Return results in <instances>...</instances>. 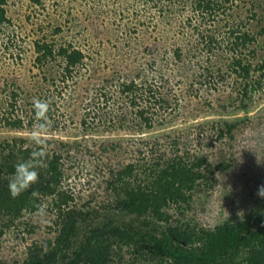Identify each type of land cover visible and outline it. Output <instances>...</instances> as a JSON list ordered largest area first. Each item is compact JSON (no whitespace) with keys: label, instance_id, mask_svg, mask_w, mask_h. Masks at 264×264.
<instances>
[{"label":"trees","instance_id":"obj_1","mask_svg":"<svg viewBox=\"0 0 264 264\" xmlns=\"http://www.w3.org/2000/svg\"><path fill=\"white\" fill-rule=\"evenodd\" d=\"M7 1L0 0V28L9 23ZM262 1L190 0L193 15L179 28L183 33L189 32V42H166L165 48H173L171 52L165 51L161 61L153 59L146 68L141 62L137 67L123 68L118 78L109 80L108 87L102 86L96 91L94 103L98 109L94 108L95 111L103 112L101 119L109 117L105 118L109 128L120 123L125 130L151 132L173 124L183 113L182 101L171 86L172 74L159 75L156 71L155 68H162L160 63L165 68L195 70V82L190 88L195 89L199 84L193 97L200 101L204 98L203 90L216 91L231 78L228 88L233 93L219 109L230 113L227 105H237L233 98L236 93L240 104L234 111L248 110L255 95H264V54L260 57L259 52L263 49L259 37L264 36ZM245 7L243 17L241 10ZM35 51L39 64L51 59L62 61L64 67L59 72L64 83L81 76L86 60L81 50L73 46L55 50L54 46L38 42ZM11 96L14 100L9 105L11 108L5 114L0 112V129L33 130L41 124L46 130L56 129L54 125L50 127L55 117L51 107L47 110V121H38L34 106L30 110L17 109L18 95L13 92ZM43 100L44 97H39L37 101ZM204 103L208 109L213 107L208 100ZM211 125L207 138L215 142L234 139L233 133L238 127L237 123L225 121ZM180 141L169 135L138 142L135 163L110 168L105 184L112 203L109 201L106 209L119 215V220L110 217L96 224L98 217L105 215L101 214L105 208L101 213L96 207L89 208L86 204L91 205L92 199L84 206H76L64 185L67 179L64 154L54 150L53 142L36 146L24 139L4 140L0 144V241L13 229H19L26 216L38 212V206L46 207L55 215V236L34 242L21 262L11 264H124L129 256H132L129 264H264L262 198L261 212H251L240 222L227 221L213 229H199L174 220L171 210L175 215H183L194 192L203 186L213 188L217 171L227 169L223 160L212 164L205 154L184 152ZM131 143L127 140V151ZM62 146L68 152L67 146ZM122 147L121 142L106 150ZM34 151L44 152L43 166L36 169L39 179L13 198L8 183L15 165L27 161ZM104 170H101L103 175ZM33 192L38 195L34 197ZM27 227L29 233L36 230V226ZM0 264L10 263L0 261Z\"/></svg>","mask_w":264,"mask_h":264},{"label":"rangeland","instance_id":"obj_2","mask_svg":"<svg viewBox=\"0 0 264 264\" xmlns=\"http://www.w3.org/2000/svg\"><path fill=\"white\" fill-rule=\"evenodd\" d=\"M189 1H7L5 9L9 23L0 28V112L5 114L11 108L13 92L18 95L17 109L22 111L30 110L39 97H44L43 101L55 113L50 127L54 125L56 129H47L41 132V136L45 141L53 142L54 150L64 154L67 174L64 185L74 197L76 206H84L92 199L91 205L86 204L89 208L96 207L100 213L105 208V213H101L105 215L99 216L96 224L108 221L110 217L119 220V215L106 209L108 202L112 203L105 184L107 171L129 162L135 163L136 143L169 135L181 140L184 152L205 154L212 164L223 160L227 167L217 171L213 188L203 186L194 192L183 215L170 211L175 221L199 229H213L227 221L240 222L249 213L262 210L257 190L264 185V95H255L248 110L234 111L240 104L235 93L233 98L237 105H227L231 112L223 113L219 106L226 104L233 93L228 88L232 79L228 78L216 91H202L205 100L214 107L208 109L203 97L201 101L193 97L199 88V84L195 89L190 88L195 82V70L185 72L165 68L160 63L162 68H155L156 71L159 75L172 74L171 86L182 101L183 113L173 124L151 132L125 130L120 123L109 128L105 119L109 117L101 119L103 112L94 109H98V104L94 103L98 88L108 87L109 80L118 78L123 68L137 67L140 62L146 68L153 59L161 61L165 51L171 52L173 47L165 48L166 42H189V32L179 31L182 23L193 15ZM247 7L241 10L243 17ZM38 42L54 46L55 50L61 46L81 50L86 55L81 76L64 83L60 78L59 70L64 67L60 59L37 63L35 44ZM259 43L263 47L259 51L261 57L264 36L259 37ZM220 121L238 124L234 139L215 142L207 138L211 134V124ZM32 132L2 128L0 144L14 138L31 144ZM129 139L132 148L127 151ZM121 142V149L107 151ZM63 144L68 152L64 151ZM103 169L106 170L104 175L101 173ZM46 211L45 217H40L38 212L26 216L19 229H13L1 239L0 261L21 262L31 244L55 236V215ZM27 225L36 226L35 232L29 233ZM131 259L132 256L127 257L124 264H129Z\"/></svg>","mask_w":264,"mask_h":264},{"label":"clouds","instance_id":"obj_3","mask_svg":"<svg viewBox=\"0 0 264 264\" xmlns=\"http://www.w3.org/2000/svg\"><path fill=\"white\" fill-rule=\"evenodd\" d=\"M36 112V119L38 121H47L48 104L46 101H36L34 103ZM46 131L43 124L34 127L30 139L37 145H43L45 143L41 132ZM44 152L34 151L30 154L27 161L18 163L15 165V172L10 178L8 183V189L13 198L20 196L23 192L27 191L33 184L37 183L39 179V173L36 170L38 167L43 166ZM35 197L38 193L33 192ZM257 195L264 199V185H260L257 190ZM38 215L45 217L47 215L46 208L44 206H38Z\"/></svg>","mask_w":264,"mask_h":264}]
</instances>
